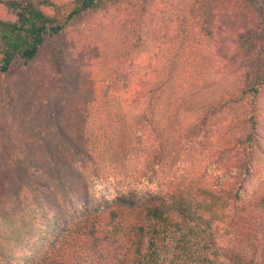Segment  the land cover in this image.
<instances>
[{"label":"trees","instance_id":"trees-1","mask_svg":"<svg viewBox=\"0 0 264 264\" xmlns=\"http://www.w3.org/2000/svg\"><path fill=\"white\" fill-rule=\"evenodd\" d=\"M149 1L73 0L64 12L0 0V264H264V75L249 82L247 54L220 47L213 0L176 14V48L139 84L134 111L122 67L138 28L66 47L74 21L123 4L141 15ZM192 27L216 49L194 51ZM64 50L78 70L61 66ZM207 133L222 156L202 169Z\"/></svg>","mask_w":264,"mask_h":264},{"label":"rangeland","instance_id":"rangeland-1","mask_svg":"<svg viewBox=\"0 0 264 264\" xmlns=\"http://www.w3.org/2000/svg\"><path fill=\"white\" fill-rule=\"evenodd\" d=\"M53 1L60 5L64 12L70 8L73 2V0ZM191 1L150 0L146 10L141 15L130 11V8L128 9L125 4L104 11L93 12L70 24L66 32L68 41L66 47L75 46L78 36L83 38H86L87 35L94 37L93 35L97 31L107 34L111 32L112 35L116 31L120 32V38L124 41L125 29L129 31L138 28L137 31L131 34V38L129 36V38L127 37L128 40L125 41L129 43L131 48L129 54L123 57L122 67L130 75L128 77L129 87L126 91L121 92V98L126 108L134 111L136 91L139 89V84L151 78V70L158 67L164 53L176 48L178 42V39L176 40L178 25L176 14L180 13L181 8H184L185 11ZM49 12H52V10H49ZM0 15H5V10L1 6ZM213 16V21L219 29L217 37L222 43L220 47L234 49V47L237 48L236 45H239L238 49L247 54L245 62L248 70H245L244 73L248 75L249 82H258L264 75V0H213ZM122 27L123 29H121ZM145 32H147V35H145ZM190 33L195 34L200 41L193 49L194 51L202 46L205 51L212 47L208 43L213 40L204 35L198 27H192ZM154 34L160 39H156ZM169 38L171 42L166 41ZM175 40L176 43L174 44ZM132 43H135L136 46ZM61 45L63 44L61 43ZM213 49L216 48L212 47ZM50 50V45L45 47L43 58H47V52H50ZM68 51H61V53L63 52L60 61L61 66H65V69L70 71L73 68L74 71L78 67L76 61L73 62L75 59L72 62L69 60L68 63H64L63 60V56L68 57L70 54ZM43 58L41 57V59ZM99 72L101 71L97 68H92V73H94L97 81L101 78ZM18 75L19 73L9 74L5 77L7 81H10L11 87L15 86V82L18 81ZM262 100L264 101V93ZM206 135L208 139L204 140V147L198 146L200 150L193 157L195 165L202 169H207L213 161L222 156L223 143L218 140V135L212 133ZM134 186L160 194H165L168 190L165 183H161L159 180L149 184L142 180L140 184H134ZM108 188L111 197L117 192L115 181Z\"/></svg>","mask_w":264,"mask_h":264}]
</instances>
